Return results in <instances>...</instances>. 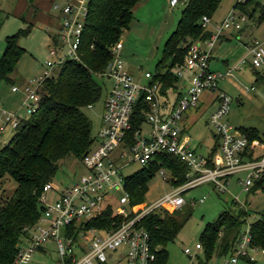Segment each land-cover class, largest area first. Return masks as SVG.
Segmentation results:
<instances>
[{
	"label": "built area",
	"instance_id": "2783aa9c",
	"mask_svg": "<svg viewBox=\"0 0 264 264\" xmlns=\"http://www.w3.org/2000/svg\"><path fill=\"white\" fill-rule=\"evenodd\" d=\"M179 1L169 0V4L173 6ZM88 5L89 0L53 2V8L57 10L53 33L56 41L52 39L50 53L58 60L48 59L51 67L57 62L61 64L67 56L79 58ZM246 18L247 13L243 10L231 9L209 37L193 40L184 61L175 67L178 76L175 87L167 91L162 89L161 80L154 77V72L146 70L144 77L147 80L143 81L126 67L121 55V39L112 45L111 59L106 68L98 72L109 77L111 86L103 101L101 122L94 141L80 157L84 170L77 173L71 184L58 188L53 181H48L43 185L40 200L44 209L38 220L27 228L13 261L8 264H28L34 251L50 239L57 246V264H102L108 262L114 252L112 264H157L160 245L152 243L150 231L142 220L144 215L150 211L180 209L187 202L185 191L205 182L233 194L229 183L235 174H242L236 182L246 192L252 191L257 181L264 180V151L255 153V146L247 134L230 122L227 114L233 97L219 89V79L233 74V70L241 68L244 62H249L253 68H264L262 42L253 39L249 44L250 57L243 56L226 71L212 69L209 65L213 46L223 30L242 28ZM211 20L208 14L201 17L205 27ZM64 46H67L66 52ZM49 75L50 70H45L23 85L28 113L37 109L42 82ZM11 89L20 88L12 84ZM205 91H215V94L210 93L206 103L216 102L207 119L216 138L215 149L212 146L207 154L199 152L185 137L199 115L198 112L190 118L202 103ZM0 113L13 127L20 121L16 112L1 104V99ZM117 148L114 156H110ZM164 152L185 163L184 180L174 183L177 175L162 163L156 172L170 182L171 188L156 198L132 201L126 177L134 170L125 172L124 168L133 162H138L140 167L148 165ZM233 196L235 202L239 201V195ZM242 204L248 210L247 204ZM109 207L117 215L115 218L108 224L87 226L88 218ZM247 215L248 211L244 221ZM219 234H222L221 230ZM195 248L202 251L204 259L200 260L203 264L207 259L201 239L195 243ZM107 250L111 253L107 254ZM184 251L193 255L190 246H184ZM259 253H264V246L254 241L251 223L247 222L246 228L239 229L227 250L221 251L219 245L215 248L209 262L252 264Z\"/></svg>",
	"mask_w": 264,
	"mask_h": 264
},
{
	"label": "trees",
	"instance_id": "16d2710c",
	"mask_svg": "<svg viewBox=\"0 0 264 264\" xmlns=\"http://www.w3.org/2000/svg\"><path fill=\"white\" fill-rule=\"evenodd\" d=\"M33 1L28 0V4H33ZM138 1L89 0L79 58L67 57L54 75L44 79L37 109L28 117L20 118L9 140L0 147V182L6 175L17 181L11 193L0 196V264L13 261L27 228L41 215L44 205L40 194L43 185L52 181L59 160L67 155L80 158L94 141L92 120L84 107L100 99L103 89L95 75L106 68L113 55L112 45L129 26L134 16L133 7ZM220 1L187 0L185 3L176 28L165 39L163 55L156 63L154 77L161 80L164 91L175 87L178 76L173 69L184 61L190 43L211 35L213 29L203 26L201 17L203 14L212 16ZM251 1L237 0L234 6L250 16L252 13L247 5ZM263 18L264 4L260 7L258 19L261 21ZM23 31L21 29L6 36V45L0 57V79H10L8 74L25 49L18 43ZM51 39L56 41V36L51 34ZM254 71L259 73L257 68ZM240 128L247 134L250 143L259 137L255 127ZM162 163L177 175L174 183L184 180L187 171L185 163L169 153H159L154 161L127 175L126 186L132 201L145 197L148 182ZM262 181H257L252 190L262 186ZM247 211L243 207L238 210L228 207L215 220L206 223L201 233L207 259L203 264H211L209 259L218 245L221 251L232 245ZM116 216L113 208L109 207L88 218L85 223L87 226L108 224ZM187 218L188 211L181 209L150 211L144 215L142 220L150 231L152 243L160 245L157 264H164L165 245L174 239ZM251 232L254 241L264 246V211L251 222Z\"/></svg>",
	"mask_w": 264,
	"mask_h": 264
},
{
	"label": "rangeland",
	"instance_id": "374dc122",
	"mask_svg": "<svg viewBox=\"0 0 264 264\" xmlns=\"http://www.w3.org/2000/svg\"><path fill=\"white\" fill-rule=\"evenodd\" d=\"M51 1L44 0V4L38 3V10L35 11L34 3L28 6L27 0H0V57L6 45V36L20 32L21 29L24 30L18 38V43L25 49L15 68L8 74L10 79H0L1 104L7 110L16 112L19 118L28 117L30 114L27 112L24 101L23 85L43 74L45 70H50L51 75H54L60 64L57 62L51 67V64L47 63L48 59L54 62L58 60L57 56L50 53L51 34L55 32V29L49 26L40 14L43 12L47 16L55 15L56 10L51 5ZM235 1L237 0H221L211 16V23L206 27L215 30L216 25L221 23L231 9L238 10L239 8L234 6ZM186 2L187 0H181L170 6L169 0H139L134 5V16L120 39L124 44L121 55L125 65L137 78L145 81L147 80L144 77L146 70L155 72L156 63L163 55L165 39L176 28ZM263 4L264 0H252L247 5L252 15L249 16L246 12L247 18L243 21V27L240 30H223L221 37L213 46L212 68L226 71L248 54L249 44L255 38L261 40L264 48V18L261 21L258 19L260 7ZM66 49L67 46H64V52ZM242 68L233 70V74L219 79V89L233 97L227 114L230 122L238 127H255L258 130L259 137L253 140V144L255 153H260L264 151V68H257L261 71V75L255 73L249 63L243 65ZM95 76L102 85V95L92 105L84 107V111L92 120L94 134L99 129L103 101L108 87L111 86L109 77L99 73ZM12 84H17L20 89L12 90ZM206 93L208 92L205 91L203 95ZM211 93L215 94V91H211ZM215 103L205 104L204 102L200 104L197 111L192 110L194 113L191 114V119L198 112L199 115L190 126L188 134L185 135L191 145L204 154L210 151L216 141L214 131L207 122ZM14 129L10 123H6L3 114L0 113V147L9 140ZM117 150L118 148L110 156H114ZM138 167H140L139 163L133 162L127 165L124 170L129 172ZM83 170L84 166L80 158L67 155L59 160V166L52 179L53 184L58 188L71 184L77 173ZM239 175L232 176L229 183L230 191L239 195L237 202L234 201L233 194L228 191L222 192L211 183L205 182L185 191L187 202L180 209L188 211V218L174 239L166 243L164 264H202L200 258L204 259V255L199 248H195V243L201 239V233L206 223L215 220L224 209L230 207L232 210H238L244 207L242 202L247 204L248 215L240 227L242 231L246 228L247 222L251 223L260 216L264 211V180L262 186L246 192L236 182ZM16 185L17 181L10 175H6L0 182V196L4 197L11 193ZM170 188V182L155 171L148 182L145 197L156 198ZM203 196L204 200L200 201L199 198ZM184 246H190L193 255L187 254L184 251ZM110 253L111 250H107V254ZM115 255V252L110 254L108 262L102 264H112ZM57 259V246L55 241L50 239L44 243L42 248L34 251L28 264H57ZM252 264H264V253H259L257 261Z\"/></svg>",
	"mask_w": 264,
	"mask_h": 264
},
{
	"label": "crops",
	"instance_id": "0c3cea01",
	"mask_svg": "<svg viewBox=\"0 0 264 264\" xmlns=\"http://www.w3.org/2000/svg\"><path fill=\"white\" fill-rule=\"evenodd\" d=\"M35 1V2H34ZM33 1V3H34V7H35V9L34 8H32V9H34L35 11H37L38 9V3H40V4H44V0H34ZM55 0H52L51 1V5L53 6V2H54ZM37 4V5H36ZM27 5L28 6H30L29 4H28V0H27ZM170 6H172V5H170ZM40 14H41V16H43L44 17V19L47 21V24H49V26H51V27H55V25H56V22H57V18H56V15H57V10H56V13H55V15L53 14L52 16H47L46 14H44L43 12H40ZM234 30V29H233ZM223 37H225V36H223ZM222 37V38H223ZM123 46H124V44H123ZM123 46H122V48H123ZM213 50H214V48L212 49V53H211V56H210V60H209V65H210V68H212L211 67V58L213 57V55H214V53H213ZM245 56H249V53L247 54V55H245ZM241 59V58H240ZM239 59V60H240ZM238 60V61H239ZM237 61V62H238ZM236 62V63H237ZM247 63H249V62H247ZM246 63L244 62V64L243 65H245ZM233 65H235V64H233ZM232 65V66H233ZM243 65H242V67H243ZM239 68L238 70H240V69H243V68ZM212 69H214V68H212ZM220 70V69H219ZM237 70V69H236ZM253 70H254V68H253ZM255 72V71H254ZM257 74H260L261 75V72H260V70H259V73H257ZM17 91V90H16ZM208 93H206V94H204L203 95V101H202V103H204L205 102V104H206V101L205 100H207V99H209V97H210V93L211 92H209V91H207ZM1 98V97H0ZM2 100V99H1Z\"/></svg>",
	"mask_w": 264,
	"mask_h": 264
}]
</instances>
